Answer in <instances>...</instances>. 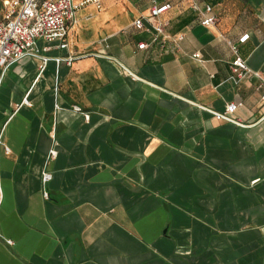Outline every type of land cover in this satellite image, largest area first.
Returning <instances> with one entry per match:
<instances>
[{
    "label": "crops",
    "instance_id": "obj_1",
    "mask_svg": "<svg viewBox=\"0 0 264 264\" xmlns=\"http://www.w3.org/2000/svg\"><path fill=\"white\" fill-rule=\"evenodd\" d=\"M155 1L165 47L138 49L153 0H100L68 49L38 39L7 72L0 264H264V0H196L209 28L192 0ZM230 104L237 124L212 113Z\"/></svg>",
    "mask_w": 264,
    "mask_h": 264
},
{
    "label": "built area",
    "instance_id": "obj_2",
    "mask_svg": "<svg viewBox=\"0 0 264 264\" xmlns=\"http://www.w3.org/2000/svg\"><path fill=\"white\" fill-rule=\"evenodd\" d=\"M154 5L151 7L147 17H141L134 23V27L139 31H147L153 34L151 43L142 42L138 45L139 50H148L151 47L161 45L165 47L169 38H161L165 32L166 24L160 23L159 19L170 10L169 4ZM97 5L100 8V0H6L5 15L0 23V88L4 78L10 68L28 56L38 55L35 53V44L38 39L47 42H60V49H68V36L75 23V15L78 10L88 5ZM191 8L200 14V23L204 27H215L218 17L210 5L202 7L198 1L192 0ZM149 23V26L146 24ZM154 32V33H153ZM184 36H179L174 42H180ZM48 50V48L46 49ZM200 60L199 53L193 56ZM43 64L46 65L49 58L42 57ZM57 64L65 62L72 64L74 57L55 59ZM248 70L246 62L237 58L234 62L233 71L239 79L246 76ZM257 77L261 78L258 74ZM262 101L264 102V78H262ZM76 111H81L79 107H74ZM238 110L237 104H230L224 112L212 111L214 117L219 121L238 123L233 119ZM89 118V117H87ZM51 156H56L52 151ZM51 175L45 173L43 180L47 183ZM47 197L48 194L45 193Z\"/></svg>",
    "mask_w": 264,
    "mask_h": 264
},
{
    "label": "rangeland",
    "instance_id": "obj_3",
    "mask_svg": "<svg viewBox=\"0 0 264 264\" xmlns=\"http://www.w3.org/2000/svg\"><path fill=\"white\" fill-rule=\"evenodd\" d=\"M3 0H0V18L3 15V7H2Z\"/></svg>",
    "mask_w": 264,
    "mask_h": 264
}]
</instances>
